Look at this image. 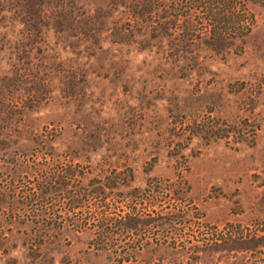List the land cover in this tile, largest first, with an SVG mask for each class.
<instances>
[{
    "label": "rangeland",
    "instance_id": "374dc122",
    "mask_svg": "<svg viewBox=\"0 0 264 264\" xmlns=\"http://www.w3.org/2000/svg\"><path fill=\"white\" fill-rule=\"evenodd\" d=\"M27 1L0 0V264H264V0ZM72 168L125 175L104 250Z\"/></svg>",
    "mask_w": 264,
    "mask_h": 264
},
{
    "label": "trees",
    "instance_id": "16d2710c",
    "mask_svg": "<svg viewBox=\"0 0 264 264\" xmlns=\"http://www.w3.org/2000/svg\"><path fill=\"white\" fill-rule=\"evenodd\" d=\"M29 4L30 2L27 1L26 6L28 7ZM37 24L40 23H36V26H38ZM83 174V171L75 172L74 168H72V170H69L68 173L64 176L66 183L70 184V190L68 192L70 194V202L72 206H84V202H86V205L90 206L89 202L93 200L92 206L94 209V213L92 217L96 219L100 227L98 228V230L90 233L92 238L90 242L94 241L96 247H98V250H104L106 248L104 243L102 242L106 241L107 238L112 237L114 233L113 231L116 232V213L111 212L109 204L107 203V199L116 197V193H114L112 190L116 189V184H118L119 186L123 185L125 175H121L120 173H118L117 175L116 173H114L113 175H105L100 179H90L88 180L85 187H79V183L82 179ZM126 178L130 180V173H127ZM148 193V188H145L142 191H138L137 189L133 188L131 192L122 195V197L125 196L135 201L138 199H142ZM57 220L58 218L53 219V221ZM73 220L75 221V223L80 222V224L84 221L80 218H76Z\"/></svg>",
    "mask_w": 264,
    "mask_h": 264
}]
</instances>
